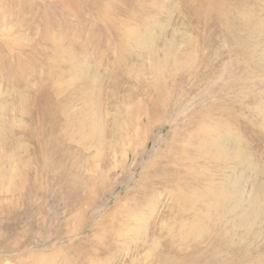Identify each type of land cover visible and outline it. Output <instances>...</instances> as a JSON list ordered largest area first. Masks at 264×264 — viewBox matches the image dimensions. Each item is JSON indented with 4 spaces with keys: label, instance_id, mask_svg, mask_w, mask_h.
I'll list each match as a JSON object with an SVG mask.
<instances>
[{
    "label": "rangeland",
    "instance_id": "374dc122",
    "mask_svg": "<svg viewBox=\"0 0 264 264\" xmlns=\"http://www.w3.org/2000/svg\"><path fill=\"white\" fill-rule=\"evenodd\" d=\"M0 264H264V0H0Z\"/></svg>",
    "mask_w": 264,
    "mask_h": 264
},
{
    "label": "bare ground",
    "instance_id": "6f19581e",
    "mask_svg": "<svg viewBox=\"0 0 264 264\" xmlns=\"http://www.w3.org/2000/svg\"><path fill=\"white\" fill-rule=\"evenodd\" d=\"M220 189H221V188H220ZM221 190H222V189H221ZM224 190H225V189H224ZM224 190H223V191H224ZM223 191H215V192H214V195H215L217 198H222V197H223V196H222V195H223ZM217 198H216V199H217ZM222 202H223V201H222ZM221 204H222V203H221ZM197 223H199V222H197ZM199 226H200V225H199ZM193 229H194V228H193Z\"/></svg>",
    "mask_w": 264,
    "mask_h": 264
}]
</instances>
